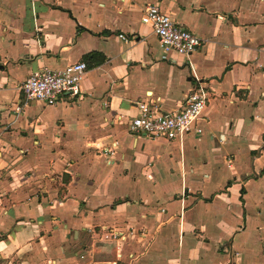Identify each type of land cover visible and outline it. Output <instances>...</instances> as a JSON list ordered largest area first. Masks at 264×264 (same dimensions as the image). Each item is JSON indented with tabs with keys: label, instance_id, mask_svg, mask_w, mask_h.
<instances>
[{
	"label": "crops",
	"instance_id": "crops-1",
	"mask_svg": "<svg viewBox=\"0 0 264 264\" xmlns=\"http://www.w3.org/2000/svg\"><path fill=\"white\" fill-rule=\"evenodd\" d=\"M150 4L204 46L164 58ZM80 60L79 96L25 101L34 71ZM198 81L202 134L129 131ZM263 169L264 0H0V264H264Z\"/></svg>",
	"mask_w": 264,
	"mask_h": 264
},
{
	"label": "built area",
	"instance_id": "built-area-1",
	"mask_svg": "<svg viewBox=\"0 0 264 264\" xmlns=\"http://www.w3.org/2000/svg\"><path fill=\"white\" fill-rule=\"evenodd\" d=\"M142 22L150 24L157 35L163 49V57L176 52L189 58L199 51L206 40L196 35L184 24L173 19L164 12L159 5L146 6L142 15ZM123 41L129 38L125 34L119 35ZM88 64L80 60L59 69H44L34 71L21 84L20 90L26 102L40 100L49 105L58 103L66 95L79 96L81 82L87 73ZM194 89L187 95L184 107L175 112H165L153 100L138 102L139 113L127 123L129 131L134 135H141L150 139L178 140L191 133L202 134L203 128L197 122L209 101L208 88L198 81ZM21 110V105L17 108ZM111 147L101 146L105 154L114 153L118 141H113ZM114 240L123 238L121 231L110 230ZM116 262L109 264H115Z\"/></svg>",
	"mask_w": 264,
	"mask_h": 264
},
{
	"label": "trees",
	"instance_id": "trees-1",
	"mask_svg": "<svg viewBox=\"0 0 264 264\" xmlns=\"http://www.w3.org/2000/svg\"><path fill=\"white\" fill-rule=\"evenodd\" d=\"M97 53H91L89 56L96 55ZM84 61V60H83ZM262 173H264V169L262 170Z\"/></svg>",
	"mask_w": 264,
	"mask_h": 264
}]
</instances>
